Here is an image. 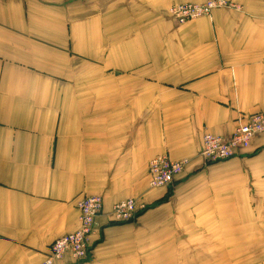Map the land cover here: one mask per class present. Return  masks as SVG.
Returning <instances> with one entry per match:
<instances>
[{
  "label": "crops",
  "instance_id": "crops-1",
  "mask_svg": "<svg viewBox=\"0 0 264 264\" xmlns=\"http://www.w3.org/2000/svg\"><path fill=\"white\" fill-rule=\"evenodd\" d=\"M206 1L0 0V264H40L84 197L87 257L54 264H264V135L200 156L264 112V0L168 17ZM157 156L186 160L169 187H149ZM127 199L144 210L114 223Z\"/></svg>",
  "mask_w": 264,
  "mask_h": 264
},
{
  "label": "built area",
  "instance_id": "built-area-1",
  "mask_svg": "<svg viewBox=\"0 0 264 264\" xmlns=\"http://www.w3.org/2000/svg\"><path fill=\"white\" fill-rule=\"evenodd\" d=\"M236 8L227 0H207L202 4H176L168 8V17L178 25L209 16L213 10ZM256 135H264V112L249 116L240 122L228 138L204 133L201 140L200 156L204 166L233 158L237 152L247 150ZM186 160L172 161L166 156H157L148 165L149 187L165 188L171 186L182 172ZM79 211L78 229L57 238L50 246V254L40 264H54L65 254L74 260H84L90 249V238L95 234L97 218L102 212L99 197H84L77 205ZM144 206L133 199L115 204L110 212L114 223L133 222Z\"/></svg>",
  "mask_w": 264,
  "mask_h": 264
}]
</instances>
